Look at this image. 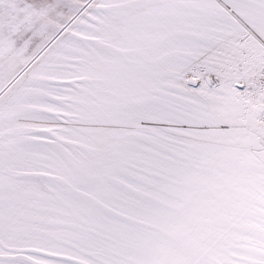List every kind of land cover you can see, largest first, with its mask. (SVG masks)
Wrapping results in <instances>:
<instances>
[{
  "label": "snow or ice",
  "instance_id": "6c2138e0",
  "mask_svg": "<svg viewBox=\"0 0 264 264\" xmlns=\"http://www.w3.org/2000/svg\"><path fill=\"white\" fill-rule=\"evenodd\" d=\"M0 264H264V0H0Z\"/></svg>",
  "mask_w": 264,
  "mask_h": 264
}]
</instances>
